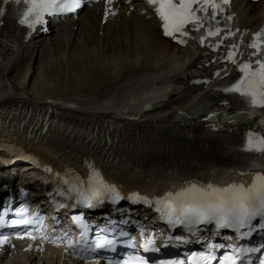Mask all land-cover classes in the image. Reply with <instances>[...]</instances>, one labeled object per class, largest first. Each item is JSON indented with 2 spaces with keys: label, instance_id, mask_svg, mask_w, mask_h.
Returning a JSON list of instances; mask_svg holds the SVG:
<instances>
[{
  "label": "bare ground",
  "instance_id": "obj_1",
  "mask_svg": "<svg viewBox=\"0 0 264 264\" xmlns=\"http://www.w3.org/2000/svg\"><path fill=\"white\" fill-rule=\"evenodd\" d=\"M231 2L233 11L237 14L242 27L246 29L258 27L260 18L264 15V0H261L259 4H250L248 10H244L242 0H231ZM118 9V15H112V10L100 4L81 14L78 20L63 24L56 29L58 46L55 50H51L45 41L39 40L35 54H39L41 61L44 58H50L53 52H57L56 55H66L69 63H61L60 69L57 71V67L55 70H53V66L49 67L52 64L51 60H46L43 67L46 70L44 77L53 85L42 90L39 93V98L35 97V99L42 102L51 100L54 103L68 97V94L92 95L97 105L93 110L88 107L79 108L81 111H73L64 106H51L54 111L63 116L58 127L52 128L55 131H50L49 141L54 140L57 144L54 148H51L49 143L43 145L30 143L28 146L33 149L31 153L35 154L42 162L56 164L54 150L58 147L64 152L85 154V150L81 146L89 138V134L83 130L84 126L93 131L100 123H113L121 129L122 137L128 140L126 143H122L121 149L114 154L115 156H118L119 153L130 155L124 164H119L117 167L124 173L123 179H136L135 176L126 174V171L132 172L137 166L140 171L144 172L145 164L149 159L155 157L162 159L165 155L176 162L181 170L183 167L182 155L188 153L190 148L200 146L202 139L197 138L196 135L204 130L196 128L192 130V137H176L170 134L172 128L166 127L169 126L167 124L169 116L175 113V110H172L173 104L185 98L187 93L185 88L181 90L177 84H183L196 72V61H192L191 58L195 54L188 48L176 47L169 40L163 38L155 21L147 19L145 15H140V9L134 10L131 15L126 10ZM83 20L85 21L83 22ZM104 30L107 31L106 34H103ZM1 42L0 31V47ZM119 46L125 49V54H122L124 57L121 55ZM130 46L132 49L128 50ZM33 53L34 49H30L29 45H25L11 54L0 52V75L8 71L11 66L12 71L14 67L19 69L23 61L29 58V54ZM136 53L140 58L133 60ZM128 54L130 57L134 56L130 63H126L127 60H124ZM165 55H171L168 56L169 60H162ZM118 62L121 63L118 64ZM115 81L119 84L115 85ZM201 89L202 91L196 93L188 104L178 109L185 110L193 104L194 99L209 95V87H201ZM161 99L162 102L154 112L159 110H169V112L150 115H157L154 118L157 120L156 122L147 123L145 127L134 120L123 118L122 111L126 107L129 117H139L142 115L143 104L148 103L151 106ZM39 102L16 96L12 91H1L0 125L17 119L16 114L26 111L28 108L43 107V103ZM0 137L7 140L6 146L0 145L2 148L9 149L12 142L16 141L13 133L1 129ZM145 138L159 140L157 152L151 143L143 141ZM91 143H93L92 147L100 145L98 139ZM166 144H174L177 149L164 152L162 148ZM29 147L20 146L24 152H30ZM219 150L224 151V148L221 147ZM56 152L61 151L57 150ZM86 153L90 152L87 150ZM134 153L135 156H133ZM150 174L156 175V172L150 171ZM12 250L13 248H11ZM14 250L13 252L20 253L22 264H35L34 260L37 255H45L47 264H51L53 257L49 255L54 256L56 253L55 249L39 254L33 250H21L18 247ZM40 263L41 261L38 260L36 264ZM58 263H61L60 259H58Z\"/></svg>",
  "mask_w": 264,
  "mask_h": 264
},
{
  "label": "snow or ice",
  "instance_id": "obj_2",
  "mask_svg": "<svg viewBox=\"0 0 264 264\" xmlns=\"http://www.w3.org/2000/svg\"><path fill=\"white\" fill-rule=\"evenodd\" d=\"M16 5L14 13L17 23L29 30L42 26L46 30L48 17H60L67 13H77L83 6V0H4V5ZM161 22L162 33L174 41L183 44L182 37L190 34V29L200 32L199 43L203 46L207 40L209 47L215 52L217 47L223 45L226 56L220 57L234 65L232 72H237L235 79L231 80L224 88L225 94L239 97L247 105L251 114H256V109L264 111V28L255 33L252 41L246 46V51L240 53L236 59L238 44L234 33L227 22L233 17L226 14L225 6L229 0H147ZM5 7L0 6V17L5 15ZM107 14V13H106ZM220 16L224 18L222 26ZM238 31V30H237ZM229 37H233L229 40ZM220 70L217 69V73ZM227 74V73H226ZM221 104L227 106L229 101L224 99ZM244 109L238 110L235 118H242ZM215 112H210L204 117L211 120L215 126ZM231 119V118H230ZM47 131L48 118L39 117ZM244 153H256L258 156L248 157L240 167L225 170L211 169L205 175L190 177L177 176L169 178L165 187L151 197L142 196L131 192L127 200L131 204H144L151 206L160 216L169 229L180 227L188 235H196L207 231L209 226H214L219 235L224 230L235 233L238 240L249 238L257 231H264V133L257 134L253 130L246 133V138L240 146ZM86 178L76 177L72 180L62 179L61 183L67 185L66 190H57L55 195L63 200H71L72 207L77 206L89 210L102 208L107 202L115 210L118 203L125 199L116 186L107 182L103 177V170L92 159H86ZM50 171V170H49ZM56 206L64 207L63 203L53 201ZM23 206L17 209L22 211ZM131 209L129 212L131 213ZM103 215H107L106 213ZM80 215L73 216L74 220L81 219ZM123 222L126 218L121 217ZM15 225L30 223L24 219H14ZM83 232L87 226L82 225ZM29 238H34L25 231ZM18 237L21 235L17 233ZM120 235H124L123 232ZM7 237L0 235V246H3ZM43 239V238H42ZM169 240L188 243L186 237L170 235ZM113 239H108L104 234H98L92 245L86 250L110 248L114 245ZM205 251H193L188 254V264H245L244 257H248V264H256L252 255H256L258 264H264V245L260 248L228 245L230 252L217 255L223 248L222 244L206 242ZM153 238L149 236L146 243L140 247L144 253L156 251ZM71 246V245H70ZM167 246V245H164ZM115 264H152L144 255L129 253L124 259L117 260ZM156 264H183L177 260H158Z\"/></svg>",
  "mask_w": 264,
  "mask_h": 264
},
{
  "label": "rangeland",
  "instance_id": "obj_3",
  "mask_svg": "<svg viewBox=\"0 0 264 264\" xmlns=\"http://www.w3.org/2000/svg\"><path fill=\"white\" fill-rule=\"evenodd\" d=\"M243 8H244V10H248L250 8V6L248 4H244ZM84 21L85 20H83V22ZM104 31H103V34H106L107 31L106 30H104ZM57 35L58 34L56 32H54L50 36V39L48 38L45 41L47 43L46 45L49 48H51V50H55L58 46V42L56 40ZM37 47H38L37 43L29 46L30 49H34V53L29 54V56H28L29 58L23 61V63L20 65L21 67L19 69H17V67L16 68L14 67V70L12 71V66H11L10 69L8 68V71H6L5 73H2L0 75V92L3 90H8V91H12L13 93H15L16 96L22 97L26 100L30 99L31 101H40L37 98L35 99V97L39 98V93L42 90L48 89L53 85L52 82H50L49 80H47L44 77L46 70L43 67H44V64L46 63V60L50 59L52 62V64L49 67L53 66V70H55V68L57 67L56 70L59 71L60 64L61 63L62 64L63 63L64 64L69 63V59L67 62V56L66 55H63V56L61 54L56 55L57 52L52 51L53 55H51L50 58H47V59L44 58L43 61H41L39 54H35V52L37 51ZM90 48H92V46H90ZM119 48L121 49V55L122 54L124 55L125 49L121 48L120 46H119ZM130 49H132L131 46H130V48L128 47V50H130ZM23 53H25V52H23ZM123 55H122V57H124ZM168 56L170 57L171 55H165L162 60H164V61L169 60ZM133 57H134L133 55L130 57V55L128 54V56L124 59V60H127V62L126 61H123V62L130 63L131 61L136 60L137 58H140L139 54H137L134 59H133ZM120 63L121 62H118V64H120ZM15 70H18V71H15ZM122 82H126V81H122ZM114 84L116 85L119 83L115 81ZM67 96L68 97L63 98L59 102H55V103L65 105L66 107H70L71 109H74V110L77 109L79 111H80L79 108L85 109L84 107H88L89 109L92 108L91 110H93L96 107L95 105H97L95 103V99L93 98L92 95L83 96V95H78V94L77 95L76 94H74V95L68 94ZM67 103H69V104H67ZM34 261L36 264L38 259H35ZM22 263H23L22 258L20 256V253H18V252H14L11 255L10 259H8L6 261L0 260V264H22ZM40 264H47V262L45 260H42ZM51 264H54V263H51Z\"/></svg>",
  "mask_w": 264,
  "mask_h": 264
}]
</instances>
